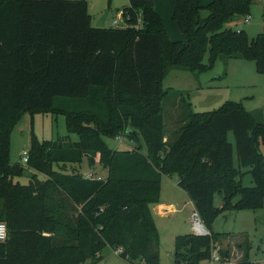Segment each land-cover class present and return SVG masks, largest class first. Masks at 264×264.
I'll return each instance as SVG.
<instances>
[{"label": "trees", "instance_id": "trees-1", "mask_svg": "<svg viewBox=\"0 0 264 264\" xmlns=\"http://www.w3.org/2000/svg\"><path fill=\"white\" fill-rule=\"evenodd\" d=\"M128 1L120 13L129 26L99 28L86 0H0V221L8 233L0 241V264H97L106 246L121 247L129 264H156L159 231L151 205L162 175L177 176L211 233L176 235L177 264H209L208 226L219 211L264 208L262 111L226 101L196 112L179 93L187 118L174 141H164L162 102L170 91L161 80L170 69L204 70L208 52L210 65L240 57L264 74V32L250 40L229 26L248 14L251 0H170L183 41L169 37L146 0ZM47 111L64 114L77 141L41 142L32 133L27 165L11 163L12 128L25 112ZM120 134L134 145L111 148L104 140ZM83 157L106 163L107 179L54 167ZM242 168L252 186L238 179ZM27 173V182L18 181Z\"/></svg>", "mask_w": 264, "mask_h": 264}, {"label": "rangeland", "instance_id": "rangeland-1", "mask_svg": "<svg viewBox=\"0 0 264 264\" xmlns=\"http://www.w3.org/2000/svg\"><path fill=\"white\" fill-rule=\"evenodd\" d=\"M86 1L94 25L107 12L106 26H111L112 20L120 21V11L129 3L128 0ZM157 1L163 17L166 18L165 9L169 5L168 0ZM201 1L207 3L208 0ZM247 15L250 16V19L248 22H244ZM247 15L234 18L229 26L233 29L243 30L251 40L264 30V0H251ZM173 24L176 25L175 22ZM168 26L170 27L169 24ZM203 62L206 66L204 70L193 72L173 68L161 80L162 87L170 91L162 102L165 136L169 143L174 141L187 118L188 110L183 105L179 93L184 96V99L190 103L191 109L196 112L216 110L226 101H235L239 102L247 111L260 110L264 113V74L257 70L254 61L240 57H220L210 65L209 55L206 52ZM32 133L41 142L52 141L57 138L68 140L66 136L72 142L78 139L76 133L69 134L67 132L64 114L52 111L25 112L10 133L9 161L11 163H22L21 157L25 153L27 154ZM227 138L233 145V159L236 164V146L232 131H228ZM105 139L111 147L120 145L119 148H123L124 144H118L116 137ZM125 141L124 139V143ZM258 149L264 157V144L259 143ZM54 167L60 171L75 170L82 177H87L89 173L93 177H101L104 180L108 177L106 163H91L87 161L86 157L74 165L58 167L54 164ZM28 175L27 173L17 179L21 183H25ZM238 179L244 187L253 185L251 175L246 172V168L241 169ZM188 198H184L187 203ZM238 200L239 195L233 197V203ZM214 201L216 205L220 204L218 195L215 196ZM183 208H180L177 213L156 218V227L159 231V257L156 264H177L174 257L175 237L178 234L191 232V225L187 222L190 206L187 204ZM208 228L213 232L211 249L213 246H219L222 256L226 251H228L227 256H229L224 262L219 261L213 264H234L230 253L237 252L238 248L246 249L248 259L251 262L264 264V244L260 241L264 237L263 207L221 210L215 214ZM238 239L240 240L238 241ZM230 240L233 241L234 245H231ZM257 243H259V247H256ZM96 257L98 258L97 264H129L127 260L116 255L109 246L99 251ZM202 263L205 262L200 264Z\"/></svg>", "mask_w": 264, "mask_h": 264}, {"label": "crops", "instance_id": "crops-1", "mask_svg": "<svg viewBox=\"0 0 264 264\" xmlns=\"http://www.w3.org/2000/svg\"><path fill=\"white\" fill-rule=\"evenodd\" d=\"M210 1L211 0H208L207 3H203L201 0H199L201 5H206ZM168 2H169V5L165 9L166 18L163 17L164 15L162 14V12L158 6L157 0H154V8L158 12V14L160 15V17H161V19H162V21H163V23H164V25L168 31V35L170 36V38L173 40L183 41L185 39L184 35L179 30L177 24L176 25L173 24L175 21L172 18L171 2H170V0H168ZM107 16H108V14H107ZM91 18H92V16H91ZM106 20H107V18H106ZM166 22H167V25H166ZM91 23H92V25H94L92 19H91ZM168 24L170 25V27L168 26ZM105 27H110V26H106V21H105ZM104 140L106 141L105 138H104ZM164 141H166V136L164 137ZM123 144L124 145H123L122 149L131 148L134 145L131 141H127V140L125 141V143L123 142ZM111 148H113V147H111ZM177 181H178V178L176 175H173V176L162 175L161 181H160L159 199L155 204L151 205V212H152L155 224H156V218L157 217L177 213L178 210H180V208H183V206H185L187 204H189V206H190V209L187 213V222L189 223L188 216H189L190 210L193 207L192 203H191L192 201L189 198H188V203L184 200V198L188 197V196H187L186 192L178 186ZM239 240L240 239H238V241ZM238 241H236V242H238ZM260 241L262 244H264V237L261 238ZM230 242H231V245H234L232 240H230ZM256 247H259V243H257ZM234 249H236V248H234ZM230 256L233 257L234 264L240 263L241 261H244V260L250 262V264H255L248 259L246 249L243 250L241 248H238L237 252H231ZM226 258H229V256L225 257L224 260L222 259L221 261L224 262Z\"/></svg>", "mask_w": 264, "mask_h": 264}, {"label": "built area", "instance_id": "built-area-1", "mask_svg": "<svg viewBox=\"0 0 264 264\" xmlns=\"http://www.w3.org/2000/svg\"><path fill=\"white\" fill-rule=\"evenodd\" d=\"M141 13L138 14V23L134 26V27H138L139 25H141ZM250 19V16L247 15L245 16L244 18V22H248ZM129 26V24L122 18L121 16V19L120 21L118 20H112L111 22V27H114V28H125ZM117 139V142L118 144H122L124 142V136L123 135H118L116 137ZM21 160H22V164L23 165H27V162H28V155L25 153L22 157H21ZM88 178H97V179H100L101 177H93L91 173H89L87 175ZM192 203V209L190 210L189 212V216H188V219H189V223L191 225V232L195 235H198V236H205V235H210V231L206 228L198 210L196 209L193 201L191 202ZM7 226L4 222L0 221V241H4L6 238H7ZM114 253L116 255H120L122 253V248L119 247V248H116L113 250ZM222 260V254H221V249L219 246H213L212 249H211V252H210V256H209V260L208 262L210 264H213V263H216V262H219Z\"/></svg>", "mask_w": 264, "mask_h": 264}, {"label": "water", "instance_id": "water-1", "mask_svg": "<svg viewBox=\"0 0 264 264\" xmlns=\"http://www.w3.org/2000/svg\"><path fill=\"white\" fill-rule=\"evenodd\" d=\"M146 3L148 6H154V1L153 0H146ZM107 18V12H105L100 19L98 20V22L96 23L95 27H99V28H103L105 27V21ZM264 32V30H263Z\"/></svg>", "mask_w": 264, "mask_h": 264}]
</instances>
